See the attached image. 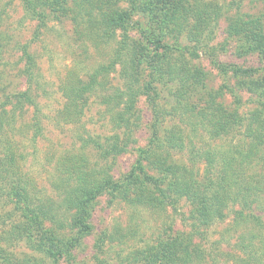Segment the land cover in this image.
<instances>
[{"label": "rangeland", "instance_id": "obj_1", "mask_svg": "<svg viewBox=\"0 0 264 264\" xmlns=\"http://www.w3.org/2000/svg\"><path fill=\"white\" fill-rule=\"evenodd\" d=\"M110 6V0H47L40 25L22 0H0V163L8 145L21 154L22 184L30 188L33 203L47 207L82 198L71 194V187L90 189L112 179L122 189L111 194L108 188L90 205L88 232L59 264H143V256L161 241L168 253L176 244L182 256L189 203L181 200L175 211L158 208L156 194L141 176L129 180L139 151L148 148L153 112L159 117L161 148L140 158L148 175L157 177L171 164L180 174L189 170L214 186L225 169L239 176L244 168V177L232 184L237 189L245 180L253 189L259 182L255 214H264V143L259 148L250 136L260 114L256 105L264 101L257 92L264 87V0H138L135 19L148 40L131 34L125 67L115 60L120 34L107 23ZM157 40L167 47L156 48ZM24 48L33 65L30 97L37 106L20 96L28 87ZM157 56L161 63L152 80ZM238 68L251 73L234 77ZM87 84L81 98H70L69 88ZM10 108L13 120L6 113ZM4 204L1 247L12 263L52 264L38 251L35 230L32 238L19 241L13 235L23 224L41 232L53 225H33V213L24 214L12 198ZM240 208L228 206L224 221L189 235L191 259L247 264L242 249L255 232L251 224L235 225ZM64 213L61 219L70 223L73 211ZM261 231L252 241L263 250ZM73 235L55 232L53 237Z\"/></svg>", "mask_w": 264, "mask_h": 264}, {"label": "trees", "instance_id": "obj_2", "mask_svg": "<svg viewBox=\"0 0 264 264\" xmlns=\"http://www.w3.org/2000/svg\"><path fill=\"white\" fill-rule=\"evenodd\" d=\"M35 1L36 0H22V3L25 12L38 21V24L42 25L45 23V7L47 6V0H39L40 5L36 4ZM110 1V15L107 23H109L112 28L119 31L120 34V41L118 42L116 49L115 60L118 64H122L125 67L126 61L128 62V59H126L128 53H130V50L132 51L133 49V37L131 34H138L139 37L145 40H148V37L146 32L143 30L141 23L135 19V13L138 8V0ZM121 2L122 4H126V7L123 8L119 6ZM172 6L175 7V5ZM154 43L156 44V48L160 50L167 47L164 46L160 40H157ZM22 52L25 58L28 87L20 96L29 100L33 106H37L36 102H34V100L30 97L32 83L34 82L31 57L26 48L22 49ZM160 63L161 59L159 56H157V59H153L150 74L152 80H156L157 78L155 76ZM220 67L221 70L225 68L221 64ZM250 73L251 71L241 68L232 71V75L234 77L249 76ZM89 88L90 84L83 85L79 88H69V91L73 93L70 98H81V95L85 94ZM148 88H150V85ZM257 92H259V97L264 96V87L257 88ZM14 96L15 95L11 96V98ZM3 101H5V99H3ZM150 102L154 111V102ZM256 108L260 111L256 120V125L253 127L254 130H257V134L254 130H251L250 136L254 141H256V143H258L259 148H261L259 145L260 141L264 143V101H258ZM6 113H9L10 120H13L14 114L11 111V108L8 109ZM153 114L155 120L151 125L152 132L148 148L139 151V158L134 166L135 168L133 169V172L129 175V180H131L134 176H141L144 179L145 184L156 194L154 197L158 208L168 206L175 211L177 210L176 208L178 203L181 200H184L189 203L190 209L185 215V221H187L184 223L187 228V235L185 238L187 242L182 247V256H177V254L180 253H178L179 250L174 249L176 244H168L170 246L167 247L169 250L168 253V251H165L164 248L159 246L162 242L161 241L157 244V246L152 248L149 253L147 252V256H143V264L199 263L198 261L191 259V254L188 250V242L192 237H189V235H197L202 231H206L215 221H224L229 214L227 212L228 206L235 205L241 207L240 211L235 213V225L239 226L242 223L251 224L255 232V234L252 233L254 235L250 238V242L245 245V249H242L245 254L244 260L247 264H255L256 262L258 264H262V260H264V249L262 250L257 242L252 241L254 238L257 239V234H262L261 230H264V222L262 221V216L264 214H255L254 207V205L258 202V198H260V193H258L260 188L258 187L259 182H255V187L250 189L248 182L243 180L241 185L235 189V185L232 183L235 182L236 184L240 178L242 179L244 177L243 172L245 169L243 167V169H241L242 173L240 172L239 176L230 174L231 172H228L229 169H225L223 171L225 172V176L222 177L214 186L209 185V182L203 184L201 179L196 178L195 174L189 170L184 169V172L180 174L179 170H176V168L174 169L171 164L164 165V168H162L157 177L148 175L141 164L140 158L149 155L152 151L158 148H161L159 117L156 112H153ZM34 128L37 133H40L42 130L40 122H35ZM249 128L251 129V127ZM6 152L7 157H5L2 163H0V210L5 207L4 201H6V199L11 200L12 198L16 204H20L23 208H25L23 213L24 211L26 212V210L33 213V218H35V220L30 222L33 225L36 223L43 224V222H50L53 227L50 229H44L43 232L39 230V226L34 225L31 227L23 224L17 229V231H15L18 235L13 236L17 241L22 238H32V231L35 230L36 237L39 240L38 251L47 259H50L52 264H59L63 259H66L67 256L71 254L77 242H79L82 236L88 232L90 205L96 201L100 195L104 194L108 188H112L111 194L117 190H122L119 185L120 183L115 182L112 179H108L104 181V183L98 184L90 189H85L82 186L71 187V194H77V196L82 195L83 199L81 197H77V199L74 200L67 199L62 202L61 207H47L37 201L33 203V199L31 200L32 196H30V188L27 185L22 184L21 172L17 166L22 163V155H16L10 145H8ZM261 155L263 156L264 154ZM246 156L250 157V154ZM17 175H19V182L17 181V183H15L14 179ZM150 200V204H154V199ZM36 203H39V206L38 204L36 205ZM64 210H66V212H70L71 210L73 211L72 221L70 223H66L63 219H61L62 215L65 214ZM55 232H59V235L60 233L64 234V232H70V234L74 232V235L68 237L67 239L65 237H53ZM260 241L264 245V237L260 239ZM4 242L5 240L0 238V264H13L14 262L12 263L9 255L5 253V249L1 247V243Z\"/></svg>", "mask_w": 264, "mask_h": 264}]
</instances>
